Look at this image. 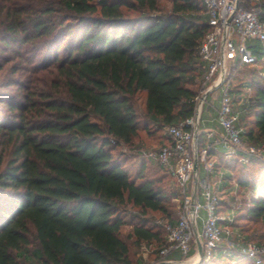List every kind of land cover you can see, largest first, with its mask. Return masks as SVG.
Masks as SVG:
<instances>
[{
	"label": "trees",
	"instance_id": "16d2710c",
	"mask_svg": "<svg viewBox=\"0 0 264 264\" xmlns=\"http://www.w3.org/2000/svg\"><path fill=\"white\" fill-rule=\"evenodd\" d=\"M161 1L0 0V264H143L144 243L167 245L158 219L177 221L171 201L180 189L134 145L141 131L193 115L211 23L201 0H173L169 10ZM247 6L264 23V0ZM262 43L255 56H264ZM261 62L247 75L240 66L229 72L242 136L253 145L264 142ZM211 154L218 168L243 169L237 185L253 195L233 198L235 246L222 241L198 264H256L237 245L264 243L239 227L264 219V160ZM149 163L163 175H151ZM228 208L223 200L218 211Z\"/></svg>",
	"mask_w": 264,
	"mask_h": 264
},
{
	"label": "built area",
	"instance_id": "2783aa9c",
	"mask_svg": "<svg viewBox=\"0 0 264 264\" xmlns=\"http://www.w3.org/2000/svg\"><path fill=\"white\" fill-rule=\"evenodd\" d=\"M206 7L211 23L199 48L201 60L205 66V84L196 95L193 115L178 124L168 125L165 132L168 142L159 148H142L143 156L156 160L170 169L180 196L177 200L178 219L176 222L158 219L166 231L167 245L157 249L144 243L141 247L145 259L143 264H196L203 257L211 260L217 245L224 241L229 248L235 246L232 239L231 223L234 220V203H229L232 211H218L222 198L214 192L210 181L198 178L195 169L203 163V168L212 171L216 167V156L212 150H221L226 158L238 155L264 160V142L253 145L247 142L240 126L242 110L235 104L231 93L229 64L239 56L245 62L256 60V56L245 43L247 38L264 41V23L256 10L247 6L248 2L260 0H201ZM236 34L243 38L236 43ZM212 94L213 98L209 99ZM219 105L215 107V99ZM207 106L215 108L216 121L221 130L201 129L203 111ZM200 132L206 134V145L198 147ZM197 135V139H195ZM196 179V185L192 183ZM201 197L204 199L202 203ZM206 210V216L201 210ZM201 231L198 233L199 223ZM199 242L202 244V255L199 254ZM195 243L197 259L192 244ZM240 252L253 259L256 264L264 263V244L247 240L237 245ZM178 253V258L173 254ZM153 258H150L151 255ZM159 257V259H156Z\"/></svg>",
	"mask_w": 264,
	"mask_h": 264
},
{
	"label": "rangeland",
	"instance_id": "374dc122",
	"mask_svg": "<svg viewBox=\"0 0 264 264\" xmlns=\"http://www.w3.org/2000/svg\"><path fill=\"white\" fill-rule=\"evenodd\" d=\"M254 3H257V2H254ZM161 6L164 10H169L173 6V0H162ZM130 13H131V15L137 14V12H135V11H131ZM235 40H236L237 44H240L242 42L243 38L240 37L239 34H236ZM262 42L263 41H260L258 39H254V38H247L245 41L247 47L249 49H251L252 51L255 48V45H258V44L263 45ZM256 56L258 57V60L260 62L252 61V62L247 63V64L239 63L238 62L239 56H237L235 58L234 62L229 64V68H228L229 72H230V69L232 67L238 68L239 66H240V69L242 70L243 75H247V73L252 68L261 69L263 67V62H261V61L264 59V56L261 53H259V55H256ZM237 83H239V81ZM245 95L248 96V91L245 92ZM211 98H213L212 94L209 95V99H211ZM141 105L143 108L142 102H141ZM214 105H215V107H217L219 105V99L218 98L215 99ZM215 115H217V113H215V108L208 109V107L205 106V109L203 111V121L201 122L202 131L204 129H210V127L214 126L215 122L212 120V117H214ZM216 124L218 125V122ZM218 127H219V125H218ZM220 128L221 127H219V129ZM203 139H206L205 133L202 135V140ZM167 142H168V137H167V134L165 132V127L161 128V129H156V130H154V128H152V132H149V131H141L140 132V135L135 140V145H134V147H139V149L136 151L134 148V150L136 152H138L142 148H146V149L156 148L157 149V148L161 147L162 145L166 144ZM132 150H133V148L130 150V148H128L126 146L121 147V151L124 153H127V154L129 153V151H132ZM136 159L137 158L134 157L133 160H135V162H136L135 164L137 165L138 160H136ZM133 167L135 168V166H133ZM256 169L257 168H255L254 165L251 166V171L253 173H255L257 171ZM242 170L240 168H234V173H231L230 171H228L225 168H218L216 166L215 169H213L212 171H207V170H205V168H203V163H202L200 165L198 178L201 179V178L206 177L210 181L213 191L217 192L220 195V197L224 201H226L227 203L233 204L234 203V199H233L234 197L236 198V200H241V199H249L253 195V193L250 190L245 189V188L237 185V179H238L239 175L241 174ZM148 171L151 175H154L156 177L163 175V170H161L160 167L154 163H149V170ZM164 181L169 183L170 188H174V186L176 185L175 179L170 177V176H167ZM201 201H202V203L204 202V199L202 197H201ZM171 202H172L171 203L172 209H175V207L177 209L178 208L177 207V200L173 199ZM226 211L231 212L232 211L231 207L228 208ZM132 212L135 213L137 211L132 210ZM233 214H234V211H233ZM201 215L204 217L206 216V210L205 209L201 210ZM160 216H162L161 212H154V213L150 212L147 215V218L152 220V219L159 218ZM199 226L201 228V222L199 223ZM239 227L246 231V233H247L246 237L250 236V237L255 238L256 240L258 239V240H261L264 242V219L259 220V221L244 220V221L240 222ZM131 230H132V226L130 224L124 226L122 228L123 236L127 237V235L131 232ZM236 233H237V230L232 228V236ZM233 239L236 241L235 238H233ZM128 241H129L132 249L135 250L136 252H139L138 247L135 246L133 243V239H129ZM245 241H247V240H245ZM242 242H244V241H242ZM262 244H264V243H262ZM192 247H193L194 254H196L197 251L195 250V243L192 244ZM153 257H154V255L150 256V258H153ZM197 257H198V255L196 254L195 258L197 259ZM198 263L199 262H197L196 264H198Z\"/></svg>",
	"mask_w": 264,
	"mask_h": 264
},
{
	"label": "crops",
	"instance_id": "0c3cea01",
	"mask_svg": "<svg viewBox=\"0 0 264 264\" xmlns=\"http://www.w3.org/2000/svg\"><path fill=\"white\" fill-rule=\"evenodd\" d=\"M209 109V108H208ZM215 113H216V110H215ZM215 117H216V115L214 116V117H212V120L215 122V124H214V126H212V127H210L211 129H216V130H221V129H219V127H218V125L216 124L217 123V121H216V119H215ZM214 118V119H213ZM199 169H200V167L198 168V173H199ZM198 173H197V177H198ZM192 185L193 186H195L196 185V179H194V182L192 183ZM223 200V199H222ZM201 231V228H200V226L198 227V233ZM199 251V250H198ZM173 258H178L179 257V254L178 253H174L173 254V256H172Z\"/></svg>",
	"mask_w": 264,
	"mask_h": 264
},
{
	"label": "water",
	"instance_id": "95a60500",
	"mask_svg": "<svg viewBox=\"0 0 264 264\" xmlns=\"http://www.w3.org/2000/svg\"><path fill=\"white\" fill-rule=\"evenodd\" d=\"M195 139H197V135H195ZM195 169H196V171L198 170V164H197V162H196V166H195ZM202 244H201V242H199V254H200V256L202 255Z\"/></svg>",
	"mask_w": 264,
	"mask_h": 264
}]
</instances>
